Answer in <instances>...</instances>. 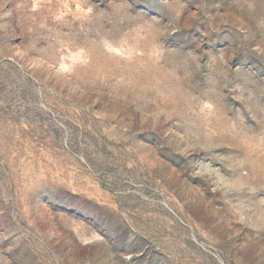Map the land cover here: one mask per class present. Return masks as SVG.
<instances>
[{"label": "rangeland", "instance_id": "rangeland-1", "mask_svg": "<svg viewBox=\"0 0 264 264\" xmlns=\"http://www.w3.org/2000/svg\"><path fill=\"white\" fill-rule=\"evenodd\" d=\"M0 264H264V0H0Z\"/></svg>", "mask_w": 264, "mask_h": 264}]
</instances>
